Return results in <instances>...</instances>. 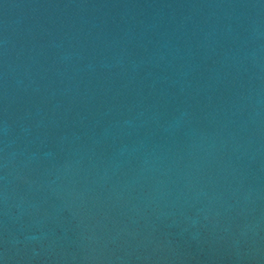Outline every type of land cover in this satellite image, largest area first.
<instances>
[{"label": "water", "instance_id": "95a60500", "mask_svg": "<svg viewBox=\"0 0 264 264\" xmlns=\"http://www.w3.org/2000/svg\"><path fill=\"white\" fill-rule=\"evenodd\" d=\"M0 264H264V0H0Z\"/></svg>", "mask_w": 264, "mask_h": 264}]
</instances>
